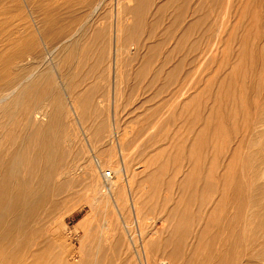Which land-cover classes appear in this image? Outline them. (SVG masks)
Segmentation results:
<instances>
[{"label": "rangeland", "instance_id": "1", "mask_svg": "<svg viewBox=\"0 0 264 264\" xmlns=\"http://www.w3.org/2000/svg\"><path fill=\"white\" fill-rule=\"evenodd\" d=\"M0 5V38L7 34L28 37L38 52L34 60L25 51L9 69L11 80L19 78L17 82L23 84L0 104V152L13 157L20 146L24 148L27 143H20L19 137L27 138L33 129L25 124L27 112L45 106L48 113L61 118L56 122L66 124L59 131L64 129L67 139L55 145L70 150L71 155L67 153L59 164L82 163L75 151L84 147L100 158L97 179L89 174L74 179L90 193L74 199L83 207L59 224L61 233L70 236L77 222L90 213L84 203L93 201L91 193L102 191L100 183L108 188L103 171L108 169L105 175H109L113 165L130 182L147 225L152 224L149 218L176 210L197 212L199 204L193 194L197 170L204 181L212 182L223 181L238 169L248 228H260L257 217L264 193L242 177L239 159L226 168L230 153L225 138L231 106L241 129L244 85L249 90L255 82L260 88L259 103L264 102V0H0ZM133 7L139 8L138 15L130 13ZM144 23L147 27L141 31ZM133 24L139 37L130 44L127 36ZM116 36L119 51L115 55ZM89 43L90 50L85 47ZM244 48L254 55L250 71L239 57ZM72 51L76 63L69 65ZM115 57L117 69L111 72ZM31 73L33 78L23 81ZM4 82L0 83L3 87ZM32 84L39 86L35 90L39 96L19 98L21 89ZM254 97L250 94L252 116ZM186 177L192 182L188 180L189 188L183 190L179 185ZM218 191L222 194V189ZM212 192L204 193L209 198L205 208L210 207ZM112 216L110 205L90 215L87 235H80L84 237L83 261L107 264L116 258L111 240L104 237V225L113 221ZM175 224L167 220L163 226L156 219L153 230L162 231L163 241L172 237V243L178 232ZM196 228V223L190 226L193 234ZM136 232L143 257L151 244ZM192 242L193 238L187 240L186 251ZM150 255V264L155 259L167 263L165 255ZM134 260L139 264L137 257Z\"/></svg>", "mask_w": 264, "mask_h": 264}, {"label": "bare ground", "instance_id": "2", "mask_svg": "<svg viewBox=\"0 0 264 264\" xmlns=\"http://www.w3.org/2000/svg\"><path fill=\"white\" fill-rule=\"evenodd\" d=\"M117 7L119 8V6ZM138 10L139 8L133 7L130 13H133L134 16L138 15L140 13ZM146 24L144 23L139 29L142 31V27H145ZM135 30L136 25L133 24L128 32L130 35L127 36L130 44L139 37ZM115 39L114 53L116 55L119 51L118 36ZM123 43L126 44L128 41L124 40ZM87 44L85 47L90 50L91 44L89 43V46ZM242 45L246 47L247 40L243 41ZM89 50L87 51L89 52ZM25 51H28L25 54L34 55V60H36L38 52L28 37L7 34L4 38H0V83L5 81L2 84L4 87L0 84V104L8 100L23 84L17 82L19 78L11 80L9 69L17 60H21ZM246 54L249 55V58ZM68 56L70 57L69 65H74L76 62H74L73 51ZM240 56L241 61L246 60V68L250 71L253 68V53L250 54L244 48L239 54ZM116 58L115 64L111 66V72H113V68L117 69ZM115 73L116 71L113 76ZM33 76L34 73L26 74L23 81L31 80ZM32 85L21 89L19 98L39 96L35 91L39 86ZM259 90L260 88L255 85V82L249 90L248 86L244 85L245 113L240 130L237 128L236 109L234 110L232 106L230 108V124L228 131L226 130L225 138L228 140L230 161L229 164H226V168L228 165L232 168L239 159L243 165L242 177L253 181L257 190L263 194L264 102L259 103ZM252 93L255 96L253 116L249 104ZM44 95L45 92L42 96ZM233 102L235 101L233 100ZM73 111H76L74 107ZM56 112L58 113V111ZM56 115L52 116L48 113L45 106L28 110L25 124H31L33 129L27 138L19 137L20 143L26 142L27 144L22 149L20 146L19 151L13 157L0 152V264H91L89 259L88 261L81 259L83 238L88 232L86 223L90 215L96 212L99 207L106 205L112 207L113 221L105 223L106 235L104 237L111 240V249L116 255L114 261L110 260L107 264H135L136 257L139 264H150L148 255L151 256L150 253L153 252L155 255L162 254L168 258L165 259L167 263L155 259V264H264V206L262 210L260 207V215L257 217L260 228L257 230L248 228L249 219L246 216L243 187L238 179L240 176L238 169L233 174L229 173L225 180L213 179L212 182L204 181L202 174L197 170L193 176L196 178V191H193V194L199 204L197 212L191 214L176 210L170 212L168 216L160 215L155 219L149 218L152 224L147 225L148 219L142 213V205L133 195L130 182L122 175L123 170L113 165L109 169L108 177L105 175L108 169L103 171V177L109 181L108 188L100 183L102 191L91 193L89 198L93 201L84 203L90 207V213L85 214L77 222L70 236H65V232L59 231V224L65 223L83 207L81 202H76L74 199L83 192L90 193V191H86V187H81L74 179L86 174L97 179L100 158L97 155H92L84 147L75 151V156L79 157L78 159H83L82 163L59 164L60 160H65L67 153L69 156L71 155V151L55 145L57 142L67 139L64 129L61 130L62 132L59 131V126L66 128L63 126L66 124L56 122L55 120L58 121ZM52 117H56L53 118L55 122L51 119ZM44 121L46 125L42 127L41 123ZM5 157L9 159L7 160ZM22 169L24 170L22 171ZM213 169H215V163ZM188 180L192 182L190 177L181 181L179 185L181 189L189 188L187 187ZM219 189H222V194L219 193ZM199 190L213 191L210 207L205 208L209 198L204 196L205 191ZM217 193L220 196L214 199V195ZM11 214H13L12 217L9 216ZM170 218L174 219L170 220ZM156 219L161 221L163 226L166 225L167 220L170 221V224L176 221L175 227L178 228V232L172 243H170L172 237L169 241H163L164 239L160 235L162 231L153 230ZM195 223L197 228L193 234L190 226H194ZM136 230H138L139 233H136L139 234L142 241L156 248L148 251L153 247L148 246L147 250L143 251L145 259L141 257V253L137 249ZM81 233H84V237H80ZM190 238H193V242L186 251L184 248ZM169 246L175 247V250L172 248V251L175 252H168ZM255 256L260 258V261H255L254 258H257ZM103 259L108 258L104 256ZM90 260L93 261V259Z\"/></svg>", "mask_w": 264, "mask_h": 264}, {"label": "built area", "instance_id": "3", "mask_svg": "<svg viewBox=\"0 0 264 264\" xmlns=\"http://www.w3.org/2000/svg\"><path fill=\"white\" fill-rule=\"evenodd\" d=\"M108 175V174H107Z\"/></svg>", "mask_w": 264, "mask_h": 264}]
</instances>
